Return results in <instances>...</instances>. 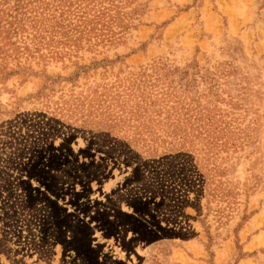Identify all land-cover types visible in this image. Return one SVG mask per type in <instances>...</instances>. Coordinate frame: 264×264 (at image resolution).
Listing matches in <instances>:
<instances>
[{"label": "rangeland", "instance_id": "374dc122", "mask_svg": "<svg viewBox=\"0 0 264 264\" xmlns=\"http://www.w3.org/2000/svg\"><path fill=\"white\" fill-rule=\"evenodd\" d=\"M86 47L208 68L191 151L145 160L42 112L6 116L0 264H264V0H0V76L41 48L74 71ZM22 77L2 103L42 82Z\"/></svg>", "mask_w": 264, "mask_h": 264}, {"label": "crops", "instance_id": "0c3cea01", "mask_svg": "<svg viewBox=\"0 0 264 264\" xmlns=\"http://www.w3.org/2000/svg\"><path fill=\"white\" fill-rule=\"evenodd\" d=\"M23 49L31 47L25 45ZM85 50L89 55L81 58L88 70L79 75L51 71V58L46 56L50 50L43 48L33 51L39 55L25 58L32 61L23 65V70L1 75L3 91L10 89L8 80L15 74L23 75L21 86L33 79L42 82L24 95L17 93L11 103L0 101V121L15 111L42 112L68 125L122 141L141 157L190 153L192 136L184 131L186 122L196 118L199 104L194 72H181L193 70L190 62L176 60L181 56L172 52L151 55L150 50L137 49ZM141 56L144 60H137ZM161 58L172 60L163 62Z\"/></svg>", "mask_w": 264, "mask_h": 264}, {"label": "trees", "instance_id": "16d2710c", "mask_svg": "<svg viewBox=\"0 0 264 264\" xmlns=\"http://www.w3.org/2000/svg\"><path fill=\"white\" fill-rule=\"evenodd\" d=\"M138 50V49H137ZM172 55H174V53H172ZM161 61H163V62H167V61H169V60H172V59H166V58H161L160 59ZM188 66H194L193 67V70H183V71H181V72H185V73H189V72H194L193 74H194V77L196 78V80H197V88L199 87V85L201 84V82H202V79L205 77V78H207L208 76H207V71L210 73V71H209V69L208 68H206V67H201L200 65H199V63L197 62V61H192V62H190L189 64H188ZM86 65H83V64H78V66L76 65V69L74 70V73L75 74H77V75H79V73L81 74V72H83L84 71V69H85V71H87L88 69H86ZM180 72V71H179ZM198 76V77H197ZM52 117H54V116H52ZM54 118H56V119H58V120H60L59 118H57V117H54ZM61 121V120H60ZM63 122V121H62ZM64 123V122H63ZM66 124V123H65ZM68 125V124H67ZM70 126H72V125H70ZM76 128H80V127H76ZM80 129H82V128H80ZM82 130H84V131H88V130H85V129H82ZM88 132H91V133H93V134H96V135H98V136H100V135H103V136H105V137H107V138H111V137H109V136H107V135H105V134H103V133H98L97 131H88ZM111 139H113V138H111ZM113 140H115V139H113ZM115 141H119V140H115ZM120 142H122V141H120ZM126 146V145H125ZM128 147L126 146V149H127ZM129 151H130V149H128ZM131 153H133V154H135V155H137L138 157H141V156H139L138 154H136V153H134V152H132V151H130ZM162 156H165V155H162ZM162 156H158V157H148V158H145V157H141V158H143V159H145V160H147V159H151V160H154V159H156V158H159V157H162Z\"/></svg>", "mask_w": 264, "mask_h": 264}]
</instances>
